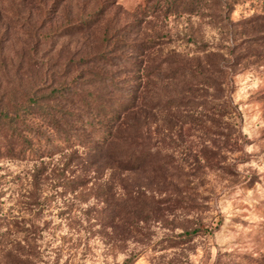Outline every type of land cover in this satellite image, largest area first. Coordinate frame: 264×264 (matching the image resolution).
Instances as JSON below:
<instances>
[{"label": "rangeland", "instance_id": "obj_1", "mask_svg": "<svg viewBox=\"0 0 264 264\" xmlns=\"http://www.w3.org/2000/svg\"><path fill=\"white\" fill-rule=\"evenodd\" d=\"M225 2L143 20L144 0H0L5 103L73 79L84 67L68 60L99 51L107 29L130 25L131 42L160 35L133 52L141 70L118 76L139 91L137 153L170 161L126 172L80 147L77 158L0 157V248L31 240L37 264H264V0ZM210 52L230 75L224 92L195 84L196 70L215 74ZM165 59L194 73L166 78Z\"/></svg>", "mask_w": 264, "mask_h": 264}, {"label": "trees", "instance_id": "obj_2", "mask_svg": "<svg viewBox=\"0 0 264 264\" xmlns=\"http://www.w3.org/2000/svg\"><path fill=\"white\" fill-rule=\"evenodd\" d=\"M222 3L223 0H144L138 6V12L144 17L143 20L160 13L165 16L177 13L193 16L205 8L228 5V2ZM92 20V17L83 20L78 29L90 27ZM129 26L107 29L99 51H89L77 59L70 58L65 66L77 64L84 67L73 79L55 85L43 80V84L31 88L22 101L15 103L3 102L8 94L2 93L0 157L38 160L56 153V149L59 152L67 149L71 157L77 158L76 152L80 147L86 149L94 159L109 158L122 171L168 170L170 161L163 158L154 161L150 149L143 146L137 153L135 143L140 132L137 130L136 107L139 91L137 87L125 88L128 77L135 76H118L135 69L141 70L143 61L136 60L134 54L140 52L143 55L157 47L161 43V36L131 42L129 37L132 30ZM214 53L210 52L208 58ZM207 64L215 74L197 76L200 70H196L195 84L205 79L204 82L224 92L230 84V75L228 77L225 73L224 65L211 58ZM159 65L164 77L170 79L180 78L188 70L194 73L179 59L161 60ZM134 192L138 196L142 194L139 187ZM28 241V245L16 242L9 249L1 247L0 264H37L34 247L31 240ZM135 260L136 256H130L120 264H135Z\"/></svg>", "mask_w": 264, "mask_h": 264}]
</instances>
